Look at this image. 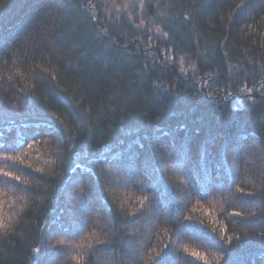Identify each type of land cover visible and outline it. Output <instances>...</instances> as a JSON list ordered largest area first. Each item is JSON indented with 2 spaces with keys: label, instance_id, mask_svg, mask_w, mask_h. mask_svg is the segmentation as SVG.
I'll return each instance as SVG.
<instances>
[{
  "label": "trees",
  "instance_id": "obj_1",
  "mask_svg": "<svg viewBox=\"0 0 264 264\" xmlns=\"http://www.w3.org/2000/svg\"><path fill=\"white\" fill-rule=\"evenodd\" d=\"M144 20L0 0V264H264V0Z\"/></svg>",
  "mask_w": 264,
  "mask_h": 264
},
{
  "label": "rangeland",
  "instance_id": "obj_2",
  "mask_svg": "<svg viewBox=\"0 0 264 264\" xmlns=\"http://www.w3.org/2000/svg\"><path fill=\"white\" fill-rule=\"evenodd\" d=\"M105 6L108 12H122L126 16L129 22L133 23L139 29L147 28L145 23V2L146 0H99ZM150 25V24H149ZM153 33L159 32V28L156 26H148ZM86 188V187H84ZM81 217V215H80Z\"/></svg>",
  "mask_w": 264,
  "mask_h": 264
}]
</instances>
